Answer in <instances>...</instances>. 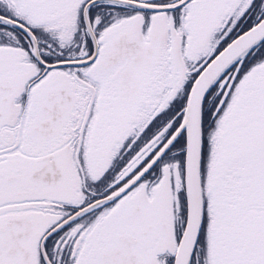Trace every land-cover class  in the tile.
<instances>
[{
  "label": "snow or ice",
  "instance_id": "6c2138e0",
  "mask_svg": "<svg viewBox=\"0 0 264 264\" xmlns=\"http://www.w3.org/2000/svg\"><path fill=\"white\" fill-rule=\"evenodd\" d=\"M0 264H264V0H0Z\"/></svg>",
  "mask_w": 264,
  "mask_h": 264
}]
</instances>
